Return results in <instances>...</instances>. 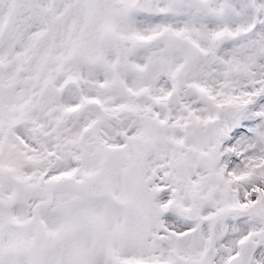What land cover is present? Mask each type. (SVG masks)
<instances>
[{"label": "snow or ice", "instance_id": "1", "mask_svg": "<svg viewBox=\"0 0 264 264\" xmlns=\"http://www.w3.org/2000/svg\"><path fill=\"white\" fill-rule=\"evenodd\" d=\"M0 264H264V0H0Z\"/></svg>", "mask_w": 264, "mask_h": 264}]
</instances>
